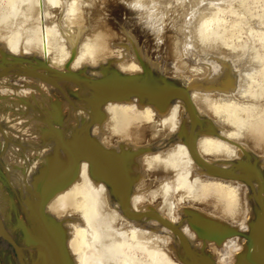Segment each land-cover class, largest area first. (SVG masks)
Listing matches in <instances>:
<instances>
[{
    "label": "bare ground",
    "instance_id": "obj_1",
    "mask_svg": "<svg viewBox=\"0 0 264 264\" xmlns=\"http://www.w3.org/2000/svg\"><path fill=\"white\" fill-rule=\"evenodd\" d=\"M145 2L19 0L25 7L15 4L0 20V64L21 65L36 90L0 100V113L13 102L12 112L35 137L24 136L26 143L43 159L37 188L25 190L22 202L43 257L47 264H142L118 249L133 242L165 252L174 264H264V135L250 130L260 122L264 129V108L243 88L245 66L221 48L220 37L216 43L197 30V41L212 42L201 50L209 62L192 60L201 47L190 43L188 28L181 32L176 19L157 26ZM148 18L153 27L144 25ZM13 54L21 61L9 59ZM56 83L68 85L77 99L68 131L55 124L66 111L65 103L51 99ZM132 115L139 126L129 125ZM2 135L9 152L11 140ZM210 135L218 140L207 147ZM248 154L258 158L259 172L253 190L241 192L231 173L220 176ZM213 161L218 168L198 170ZM85 177L96 194L90 209L79 194ZM124 177L134 195L127 185L115 186ZM156 198L155 208L145 206ZM12 203L0 191L4 214ZM143 208L158 217L141 221L142 227L120 213L135 216ZM0 231L7 234L1 222Z\"/></svg>",
    "mask_w": 264,
    "mask_h": 264
},
{
    "label": "rangeland",
    "instance_id": "obj_2",
    "mask_svg": "<svg viewBox=\"0 0 264 264\" xmlns=\"http://www.w3.org/2000/svg\"><path fill=\"white\" fill-rule=\"evenodd\" d=\"M15 1H17L18 3ZM143 1L148 2V0H143ZM163 1L165 0H156V1L149 0L148 3H152V4H149L147 6H146V2L144 3L145 5L142 3L144 9L152 14L151 16L156 14L153 17H155L158 20L157 26H163L164 23H166L165 25L167 27L171 22H173L176 19L178 27L181 28L180 29L181 32L184 31V34H186L185 29L188 28L186 29L188 37L192 38L191 39L192 42L190 40V43L194 42L192 45L195 48H197L198 46L201 47L199 53L192 54L194 57L195 56L196 57L193 58V56H191V59L201 60L202 58V60L204 59L206 63L208 59L207 57L204 56L205 54L202 51L204 48L208 49L212 42L201 43L197 41L198 39H200L199 37L201 36H198L197 32L194 30H197L198 34L199 32H201L200 35L204 33L205 36H209L210 38L214 36L212 38L213 42H216V39H219L220 37V40L222 41L221 48L224 47L226 48L225 50L229 49L227 50V52L230 53V55H232L234 59H237V62L240 61L242 63V66H245L243 67V69H246V71L244 70L243 73L246 74L247 72V77L244 76L245 74H243V77L246 78V80L245 78L243 79L245 85L243 86V88L245 87L246 90L248 89L249 95L251 94V97L254 98V100L256 101L258 99L260 102L259 101L257 102L261 103L263 106L264 102L262 103L261 100L264 101L263 100L264 97L262 96V93L264 94V0H174V1L167 0L164 3ZM171 2L173 3V5L171 4ZM15 4L17 8L20 10H21L20 7L22 8L23 6L25 7V5L21 6L19 0H0V20L5 15H7L6 13L12 12L13 8L14 9L16 8V6H14ZM202 13L204 16L202 15ZM201 15L203 16V18ZM120 16H121L120 17L121 20H126L127 16L125 14H121ZM148 19L146 20L147 22L145 21L144 25L153 27L151 20ZM162 21L163 23H161ZM190 21L193 22L190 23ZM178 22L181 23L182 26L181 24L179 25ZM158 23L161 24L159 25ZM77 34H79V32H77ZM191 34H193L194 36ZM193 37L195 38L198 45L195 42V40H193ZM217 42L220 41L217 40ZM200 43L203 44L204 46L199 45ZM230 48H232V50L234 49L233 50V53L235 52L234 54L230 52ZM237 55L240 56L241 58L240 60H238L239 56ZM10 56L11 57L9 59L11 60L16 59V61L18 60V62L21 61L20 55L13 54ZM254 56H256L257 59ZM253 58H255L254 61ZM251 61H253V63ZM258 63H260L261 65H259ZM249 64L250 66H248ZM47 65H48L47 67L51 69L57 68L55 67L56 65H53L50 62H48ZM259 66H261L262 69ZM22 68L23 67L17 63L13 65H4V63L0 64V72H2L0 73V100H3L4 98L6 99L8 95L14 94L17 90L24 89L26 91L27 87H28L27 92L29 95L32 94L36 95V90L34 87L35 85L31 82H28L27 79L22 77L23 76ZM64 68L66 69V67ZM59 73H63V70ZM42 74L45 75V78L48 79L49 74L46 69L42 70ZM67 86L68 85L56 83V85H53L50 88L52 101H54L55 103L61 101L62 103H65L66 106L63 123H61L60 121L55 122L57 129L62 131H68L69 126L70 125L72 126L73 124L76 123L75 112L73 111L72 107H75L74 104L77 101V99L72 94L71 88ZM245 89H243V91ZM252 98H251L252 103H255L256 101L254 102ZM7 104L8 105H5L6 108L3 110L6 111L3 114L0 113L1 116L0 122H4L2 130L0 131V137H3L2 134H4L11 141L9 146L10 149L8 152V148L5 146L4 142L2 143V140H0V191H2L5 195L8 196L11 195L13 199V203L6 210V214L2 212L0 206V222L8 234L7 235L6 233H4V231H0V260L2 264H47L45 258L43 257L42 250L40 249V246L38 244V234L36 230L33 229L30 221L26 217L22 205V202L25 199L24 191L26 190L30 192L32 186H35V188H37L36 185L37 183L36 184L34 183L40 178L39 172L41 170V164L43 163V159L42 158L39 159L40 158L39 153H36V151L33 152L32 151L33 148L30 145H28V143H26L27 140L30 141L29 138H31V140H34L35 137L30 132L31 130L28 128V126H26V123L21 120L20 117L21 114L16 113L15 115L14 112H12L11 104H13V102L10 103V101H8ZM234 104L231 103L230 105H234ZM255 104L254 105L252 104L253 107L257 105ZM262 106L260 109L264 108V106L263 107ZM16 111L17 110H15V112ZM47 116L49 115L47 114ZM6 120L8 123L7 122L5 123ZM5 125L8 126L6 127ZM129 125L139 126L140 122H138L135 116L132 115L130 117ZM257 125L262 126L260 122V124L257 123L255 125H252L250 127V130L257 132L260 135L262 134L264 135L263 126L259 128ZM27 135H29L30 137L28 139H25L24 136ZM214 135H210L208 140L206 139L205 143L207 147L213 146L215 142L218 140L214 138ZM15 148H18L17 151L15 150ZM38 163L40 164V166ZM211 165L212 168L214 169L219 167L218 161L217 162L213 161L211 163L210 162L204 163V166L200 165L198 170L202 173L205 172L207 173ZM258 166H259L258 158L254 156H250L248 154L242 161L237 162V164L226 166L228 168V170L226 171L227 173L225 171H222L223 173L220 176V178L224 179L226 177L223 176L231 173V177L236 178L235 185H237V182L239 183L240 185L239 190L241 192H245L249 188L253 190L251 183L253 179L256 177V174L259 172ZM216 172L218 173L217 170ZM211 175L218 177L217 174L215 175L211 173ZM211 179H213V177H211ZM127 181L128 179L124 177L120 179L118 178V181H114V182H115V186H117L119 189H122L127 185L129 189H131L130 190L131 194L134 195L135 188H132L131 183L126 184ZM27 182L30 183L28 187H26ZM80 182L82 186L79 189L80 190L79 194L82 196L84 208L90 209L92 206L96 205L95 191L92 190L86 177L83 178ZM260 184L262 185V183ZM149 185L150 187H154V186L158 187L156 184H149ZM205 187H208V184ZM208 189L210 190L211 186H209ZM234 192L236 193L237 197L240 196L238 190L234 189ZM158 202L159 200L158 198H156L148 202V204H146L145 206L147 207L149 206L150 208H155ZM138 210L139 211H137L135 216L133 215V213L129 215L130 211L127 209L122 210L123 212L120 213L124 214V216L126 217L125 219L128 223L130 222L134 224V222L131 220H137L136 225H140L141 227H142L141 221L145 220L146 223L147 222L150 223L149 221L152 217L154 218L158 217L157 212L155 210H150L148 212H144V208ZM160 226L161 224L157 227V229L159 231H162ZM164 228L166 229L165 226ZM118 249L122 253L127 254V256L137 260L139 263L142 264H174L173 260H171L166 255L165 252L158 251L153 248H148L146 243L139 245L133 242H120L118 244ZM220 254L226 255L227 249L224 248V250L221 251Z\"/></svg>",
    "mask_w": 264,
    "mask_h": 264
},
{
    "label": "water",
    "instance_id": "obj_3",
    "mask_svg": "<svg viewBox=\"0 0 264 264\" xmlns=\"http://www.w3.org/2000/svg\"><path fill=\"white\" fill-rule=\"evenodd\" d=\"M12 242V241H11ZM0 263H1V260H0ZM2 264V263H1Z\"/></svg>",
    "mask_w": 264,
    "mask_h": 264
}]
</instances>
